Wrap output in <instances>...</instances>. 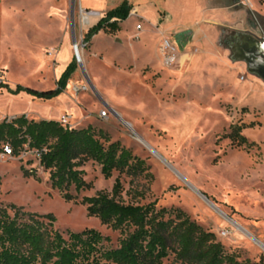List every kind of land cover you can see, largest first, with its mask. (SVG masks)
<instances>
[{
  "label": "rangeland",
  "instance_id": "obj_1",
  "mask_svg": "<svg viewBox=\"0 0 264 264\" xmlns=\"http://www.w3.org/2000/svg\"><path fill=\"white\" fill-rule=\"evenodd\" d=\"M79 1L0 0V86L56 88L55 73L60 79L72 62L62 73L56 66L61 36L73 34L81 42ZM164 1L131 0L140 12L122 23L120 41L99 35L89 48L85 33L81 62L74 57L77 66L59 96L45 100L0 88V122L23 114L60 121L62 114H71L72 128L90 125L106 146L117 142L131 153L124 170L107 179L100 164L86 162L81 169L91 186L80 192L71 187L75 199L66 201L34 150L18 156L0 150V206L52 214L62 232L94 228L110 238L106 247L116 248L126 233L89 216L82 200L100 191L113 195L120 179L116 198L123 203L181 209L214 233L224 255L232 258L224 264L264 263V81L223 43L231 32L264 37V0H224L247 15L242 24L211 22L208 45L204 34L201 45L194 43L196 29L164 36L151 30L150 24L161 28ZM83 4L101 8L98 0ZM172 4L175 22L189 26L193 7L184 0ZM163 38L177 46L171 67L162 64ZM83 84L90 90L74 93L72 87ZM106 107L111 110L101 117ZM238 127L255 145L237 146L228 137ZM138 159L143 169L136 167ZM163 264L190 263L170 252Z\"/></svg>",
  "mask_w": 264,
  "mask_h": 264
},
{
  "label": "trees",
  "instance_id": "obj_2",
  "mask_svg": "<svg viewBox=\"0 0 264 264\" xmlns=\"http://www.w3.org/2000/svg\"><path fill=\"white\" fill-rule=\"evenodd\" d=\"M130 11L131 6L125 0L91 28L85 39L89 41L100 30L117 31L118 24L111 20H125ZM76 66L73 59L54 89L17 85L12 90L6 84L0 88L14 94L24 91L36 98L51 99L64 92ZM228 137L237 146L255 145L242 134L241 127ZM5 147L14 156L28 150L39 154L40 164L49 170L52 187L64 192L66 201L75 199L69 193L71 187L80 192L91 186L81 169L86 162L100 164L102 174L108 179L114 170L122 172L132 157L117 142L106 146L90 125L72 128L55 119H29L25 114L0 122V150ZM136 161V167L143 169L144 162ZM121 192V181L116 179L113 195L100 191L82 200L89 216L126 233L116 248L106 247L110 238L94 228L62 232L55 228L52 214L30 213L13 204L0 206V264H163L170 252L190 264H224L232 260L224 255L222 245L215 242L214 233L204 231L181 209H157L156 202L125 204L116 198Z\"/></svg>",
  "mask_w": 264,
  "mask_h": 264
},
{
  "label": "crops",
  "instance_id": "obj_3",
  "mask_svg": "<svg viewBox=\"0 0 264 264\" xmlns=\"http://www.w3.org/2000/svg\"><path fill=\"white\" fill-rule=\"evenodd\" d=\"M125 0H98L99 5H101V8L95 9L93 6L87 4H83V0L79 1V5L81 8L86 9V10H91L95 14L89 18L90 22L87 26L84 27V34L93 27H95L103 18L107 16V14L120 6ZM128 1L129 5L131 6V9H136L137 11V16L140 12V9L138 5H133L131 0H126ZM172 1L174 0H168L164 1L165 5L163 6V16L162 20L160 21V26H154L150 24L152 27L151 30H155L158 34H161V36H164L166 32L174 30L175 33H186V32H191V30L196 29L195 35H193V40L194 43L197 45H201V34H204L205 37L202 39L203 43L205 45L210 44V38H211V32L212 28L210 27L211 22L219 23L222 25H227V24H233L237 23L238 20L242 24L244 23L243 18L245 15H247V11L243 7L239 8H234L232 5L227 4L224 0H184L189 3L190 6L193 7V17L191 20V24L189 26L185 25L184 22L176 23L175 18H174V8L175 6L172 4ZM234 3L236 0H232ZM93 3V2H92ZM186 3V2H185ZM80 15V13H79ZM143 16L148 17V11L144 10L142 12ZM136 16V17H137ZM80 20H81V16ZM131 18V15H129L125 20ZM149 18V17H148ZM247 18V16H246ZM125 20H119V19H112L111 22L116 21V23L119 26V29L115 32H106L105 30H100L97 34H95L90 41V46H92L94 39H96L99 35H106L108 37H112L116 41H120V35L122 32V23ZM147 23L148 20H146ZM139 23H137L138 25ZM136 25V28H137ZM198 26V27H197ZM138 29V28H137ZM143 26L141 25V28L138 30H142ZM81 31V30H80ZM138 33V32H137ZM74 41V35H67L63 34L61 36V39L59 40L58 44V49L56 50L55 53V58H56V66L59 68L60 66V73L64 71V68L69 64L73 59H74V54L72 50V43ZM160 51V49H159ZM61 57V65L57 63L58 57ZM88 56V52H87ZM148 64V63H144ZM56 74V79L57 81L59 80V73ZM81 110V108H79ZM27 115V114H26ZM65 114H62L60 117H62ZM71 116V114H68ZM58 117V118H60ZM83 120V119H81Z\"/></svg>",
  "mask_w": 264,
  "mask_h": 264
},
{
  "label": "built area",
  "instance_id": "obj_4",
  "mask_svg": "<svg viewBox=\"0 0 264 264\" xmlns=\"http://www.w3.org/2000/svg\"><path fill=\"white\" fill-rule=\"evenodd\" d=\"M79 13L81 16V20H80L81 21V33H82L81 42L74 40L72 43V50H73V54H74L75 59L78 62H81L80 50L83 49L87 45V43H84L85 42L84 36H83L84 35V27L89 24V22H90L89 18L91 16H93L95 13L91 10H86V9L81 8V7H79ZM129 15L137 16L136 9H131ZM137 28L140 29L141 25L138 24ZM176 53H177V46L172 42V40L169 38H163L161 41V44H160V54L162 56L163 66L171 67L174 64V62H176V60H177V54ZM72 90L74 91V93L77 94L80 92L89 91L90 89H89L88 85L83 84V85L73 86ZM110 110H111V108L106 107L105 110L101 111L100 116L106 117L108 112H110ZM60 122H61V124L65 125V126L71 127L68 115H63L61 117ZM5 149L7 150L8 153H11L10 148L5 147Z\"/></svg>",
  "mask_w": 264,
  "mask_h": 264
},
{
  "label": "water",
  "instance_id": "obj_5",
  "mask_svg": "<svg viewBox=\"0 0 264 264\" xmlns=\"http://www.w3.org/2000/svg\"><path fill=\"white\" fill-rule=\"evenodd\" d=\"M247 35L250 39L243 46L241 58L237 56L233 58L244 61L247 70L264 81V37L254 38L249 33Z\"/></svg>",
  "mask_w": 264,
  "mask_h": 264
},
{
  "label": "flooded vegetation",
  "instance_id": "obj_6",
  "mask_svg": "<svg viewBox=\"0 0 264 264\" xmlns=\"http://www.w3.org/2000/svg\"><path fill=\"white\" fill-rule=\"evenodd\" d=\"M253 37L261 38L255 35H253ZM249 39L250 38L247 33L231 32L230 34L224 36L223 43L232 51L233 56L241 58L240 56L243 52V46Z\"/></svg>",
  "mask_w": 264,
  "mask_h": 264
}]
</instances>
